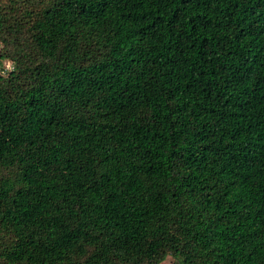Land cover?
I'll return each mask as SVG.
<instances>
[{
	"label": "trees",
	"instance_id": "obj_1",
	"mask_svg": "<svg viewBox=\"0 0 264 264\" xmlns=\"http://www.w3.org/2000/svg\"><path fill=\"white\" fill-rule=\"evenodd\" d=\"M264 264V0H0V264Z\"/></svg>",
	"mask_w": 264,
	"mask_h": 264
},
{
	"label": "rangeland",
	"instance_id": "obj_2",
	"mask_svg": "<svg viewBox=\"0 0 264 264\" xmlns=\"http://www.w3.org/2000/svg\"><path fill=\"white\" fill-rule=\"evenodd\" d=\"M173 263H174V259L172 257H168V259L162 264H173Z\"/></svg>",
	"mask_w": 264,
	"mask_h": 264
}]
</instances>
